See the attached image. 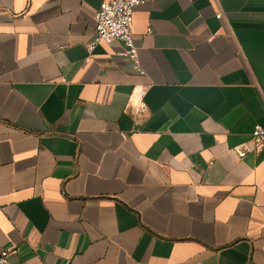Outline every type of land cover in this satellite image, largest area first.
<instances>
[{
	"label": "crops",
	"instance_id": "obj_1",
	"mask_svg": "<svg viewBox=\"0 0 264 264\" xmlns=\"http://www.w3.org/2000/svg\"><path fill=\"white\" fill-rule=\"evenodd\" d=\"M101 2L0 0V250L264 264V0L138 5L143 72L121 40L87 50Z\"/></svg>",
	"mask_w": 264,
	"mask_h": 264
},
{
	"label": "built area",
	"instance_id": "obj_2",
	"mask_svg": "<svg viewBox=\"0 0 264 264\" xmlns=\"http://www.w3.org/2000/svg\"><path fill=\"white\" fill-rule=\"evenodd\" d=\"M151 0H102L94 13L95 33L87 43V50L91 52L97 43L121 40L125 44L124 54L135 61V66L141 72L138 60V48L133 43L132 25L135 8ZM221 17V12L217 13ZM254 147L264 150V127L257 124L252 132ZM244 147L242 153L249 150ZM11 248L0 250V264H11L9 260Z\"/></svg>",
	"mask_w": 264,
	"mask_h": 264
}]
</instances>
